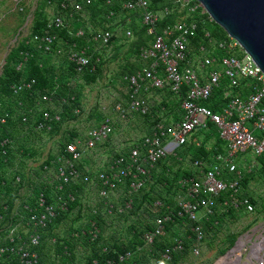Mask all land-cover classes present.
I'll return each mask as SVG.
<instances>
[{"label":"built area","instance_id":"built-area-1","mask_svg":"<svg viewBox=\"0 0 264 264\" xmlns=\"http://www.w3.org/2000/svg\"><path fill=\"white\" fill-rule=\"evenodd\" d=\"M115 1L119 2L125 13H137L139 24L146 28L147 35L153 39L150 45L140 49L137 55L138 69L124 77L127 84V101L125 104L117 101L113 108L114 114L123 123L128 122L131 119L129 117L137 115H149L155 119L152 113L154 103L143 97L144 92L149 89L165 93L167 91L175 97H180L184 91L179 120L172 118L168 123L165 120L156 122L148 135L119 151H113L104 164L90 170L83 166V171H79L77 163L80 160L86 161L88 153H95L99 147L111 141L114 131L113 117L105 115L102 122L89 126L73 141L65 144L63 154L58 151L57 162L60 165L57 172L45 166L46 174L43 175V180L51 181L49 179L55 176L59 182L58 191H63V187L71 182L87 184L97 189L96 193L107 214L122 215L132 209L133 196L144 186L155 165L168 155L176 158L177 151L188 143L192 134L212 124L218 137L226 143L227 153L224 156L213 155L212 162L207 164L204 161H194L193 167L198 170V174L182 177L178 182L184 194L178 193L175 198L176 214L166 206V211L154 220L153 228L143 235L144 248L150 251L155 240L164 237L165 225L173 223L175 218L187 219L193 224V254L198 255L200 245L206 238L200 224V214L205 220L213 218L219 205L217 200L222 194H227L229 198V201L222 202L226 208H242L247 213L254 212V206L249 199L239 198L241 173L236 169L233 158L248 152H252L256 157L264 156V136H256V133H264V73L233 39L228 37L216 40L208 31H204L197 48L201 55L198 69L193 66L189 46L190 41L197 37L198 24L197 20L190 19V16L198 7L201 8L198 3L190 6L193 0H177V3L187 8L186 18L164 25L159 32L158 24L170 13L167 8L162 12L151 10V0H107L106 4L113 6ZM91 4L92 0H61L59 11L48 17L45 29L34 35L29 43L45 55L53 54L54 57L66 59L74 66L77 74L84 73L92 60L98 62L99 58L92 59L91 54H88V45L80 48L76 43L60 39L56 32L68 30L72 35L73 25L85 24L90 18L88 7ZM202 13H205L203 9ZM115 18L116 12L109 10L105 27L94 29L86 23L83 29L74 32L75 37L84 39L86 30L90 35L87 41L99 48L107 47L112 37L124 35L127 39L131 38L132 31L129 26L115 22ZM217 52H222L223 55L217 56ZM24 56L25 61L27 54ZM23 66L24 63L20 62L17 70H21ZM94 69L92 66L91 71ZM223 81H226L228 87L223 95L227 100L226 105L217 112L201 105L200 103L208 100ZM34 85V79L15 84L11 86L12 95L19 96L22 92H31ZM234 90L239 92L234 94ZM70 101H74L73 96ZM67 103V99L42 94L37 105L39 119L35 120L33 130L38 133H50L54 125L61 122V107ZM19 106H22L21 103ZM74 114L79 116L80 109L75 108ZM10 117L9 113H4L0 117V125H5ZM27 120L28 117L22 115V123H27ZM11 145L9 138L0 140L1 148ZM124 151L126 152L123 153ZM5 154L3 151V155ZM223 166L227 167L228 173L235 174L236 179L225 178ZM130 178L132 180L126 188L125 182ZM2 184L0 181V185ZM115 195L123 200L117 206L108 200ZM67 199L74 201L72 195H68ZM153 205L158 209L164 206L161 201H155ZM66 206L67 200H62L61 197L58 206L46 205L42 194L38 199L37 208L25 205L23 224L18 225L23 233L18 232L17 227H11L6 238L7 243L0 245V264H40L36 249L41 243V231L52 223L57 209L65 211ZM92 207L95 209V205ZM90 224L88 235L94 240L99 230L93 222ZM173 238L172 244L161 252V259L165 262L171 260L172 253L184 250L180 237ZM132 257V253L125 252L116 259L105 261L104 264H129ZM259 259V264H264L263 256ZM88 264L101 263L93 260Z\"/></svg>","mask_w":264,"mask_h":264},{"label":"trees","instance_id":"trees-1","mask_svg":"<svg viewBox=\"0 0 264 264\" xmlns=\"http://www.w3.org/2000/svg\"><path fill=\"white\" fill-rule=\"evenodd\" d=\"M60 1L61 0H41V3L38 4L39 6L36 13V19L34 20V24L32 25L29 34L22 41L17 43V45L14 47L7 58V65L4 66L0 80V117L3 116L4 113H9L11 117L7 120L5 125H0V140L9 138L12 141L13 137L9 135L10 133H8V127L13 124L18 125L21 128L24 127L30 129V132L36 133L33 130L32 126L34 125L35 120L39 119L37 105L40 96L44 93H47L50 96H54L56 98L67 99L68 103L61 107V122L55 124L53 130L50 133H41L48 135L56 134L65 123L76 121L79 116H76L74 114V109L77 108L82 111V108L80 103V93L76 88L75 82L78 76H82L83 78H85L84 82H88V80H90V78L98 72L99 67L104 63L102 58H99L98 62L92 60L90 67L86 69L84 73L77 74L72 64L67 62L66 59H60L61 63L59 65L61 67L60 69H57V64L52 62L53 58H55L53 54L45 55L41 51L37 50L31 43H29L34 35L41 33L45 29L48 16L46 12L43 11L47 6L54 5L55 13H57L59 11ZM106 1L107 0H92L91 6L88 7L90 17L92 16V20H96V17L100 16V19L103 21L101 28L105 27L106 17L109 14V10L117 12L120 9V4L118 1H115L113 6H108L106 4ZM190 3L195 5L197 4V2L195 1H191ZM176 4L181 6L180 3ZM161 6L158 5L157 0H151V10L157 11V9H159V7ZM183 13H185V15L188 13L186 7L184 8ZM177 15L178 17H176ZM179 15L180 14L178 13L173 14L172 12H170L169 15L164 18L161 23L158 24L157 32H159L161 30V27H163L164 25L175 23L179 18ZM133 16L136 17V20L139 19L137 13H135ZM190 19L197 20L198 24L197 37L190 41L191 45L197 47L198 43H200L202 40L204 31L210 32L212 37L216 40L228 38L226 33L218 25L211 21L206 13H202V9L200 7L195 10V13L190 16ZM83 26V24H75L73 25L72 29L74 32H76L78 29H83ZM135 26L136 24H134L133 22V24L130 25V28H134ZM133 31L135 32V30ZM137 33L140 34V36H138V42L136 43V47L138 48L136 51V59L140 49L142 47L150 45L153 39L152 36L147 35L146 28L141 25H139V32H135V34ZM56 34L60 39L64 41H68L69 43H76L80 48L87 46V40L90 37L89 33L86 30V37L84 39H77L75 37V34L71 35L68 30L58 31L56 32ZM123 38H125L124 35ZM116 41H118V38L112 37L109 45H112ZM25 54H27V58L24 61ZM88 54H91L90 50L88 51ZM216 54L220 57L223 55L222 52H217ZM20 62H23L24 66L21 70H17V65ZM63 66L67 67V69L62 70V68H64ZM92 66H94L95 68L93 72L91 71ZM131 67H133V65H131ZM137 69L138 66L134 68V70ZM134 70L127 75L132 74ZM32 79L35 80V85L33 86V90L31 92L25 91L22 92L19 96L12 95L11 86L20 84L24 81H30ZM226 90H228L227 83L226 81H223L219 88H217L212 93L211 97L206 101H202L200 104L211 109L212 111H220V108L225 106L227 103V100L224 99L223 96ZM239 90H234V94L238 93ZM166 93L170 99H173V101L170 104L169 101L161 102V104L158 105L157 110L164 111V114L175 111L176 116L174 118L176 119V121H178L180 117V105L182 98L185 96V93L183 91L180 97H175L167 91ZM71 96L74 97V101H70ZM19 103H21L22 106H19ZM171 106H173V108ZM41 108L43 107L41 106ZM154 108L155 106H153L152 113L155 119L149 115L142 116V118L146 120L145 122L148 125V129L146 130L145 135H148L150 133L152 127L156 124V122L162 120L159 118V116H157ZM30 111L36 115L30 113ZM22 115H26L28 117L27 123L25 124L21 121ZM166 122L168 123V121ZM201 130L196 131L195 134H200V132H202ZM205 130L211 132L212 135H216L218 141L221 140L218 137L216 128L212 124H208ZM77 135L78 134L74 131L69 132L68 134L61 137L58 146L59 154H63L65 144L73 141L77 137ZM256 136L260 138L264 136V133L256 134ZM25 146L21 147L23 153ZM188 146L189 144L187 143L182 148L189 149ZM182 148H180L179 150H181ZM194 149H196V151L195 155L192 156L194 158L192 160L198 161L201 159L198 157V153L199 151L202 152L203 147L202 145H199L197 147L192 146L190 148L191 153H193ZM3 151L6 153L5 155H3ZM125 152L126 151H124L123 153ZM12 156L13 155L11 147H0V168L6 167ZM256 160L259 169L255 167L252 173L253 175H258L259 172L264 171V156H259L256 158ZM175 163V156L168 155L155 165L154 169L150 171L149 177L146 178L144 186L141 188L138 194L133 196L132 209L125 214L118 215V223L119 225H122V227L118 226V229H116L114 226H112V235L108 237H104V217L107 215L104 206L101 204V202L96 203L97 206L94 207L95 209H93L92 205L87 206V216L85 219L86 222L82 223L83 225H81L80 227L73 228L66 233L65 238L68 239L65 240V242L59 244L56 250L57 255L54 256L55 260L53 262H49L48 264H88L93 260H97L99 263L104 264L105 261L109 259H116L120 254H123L125 252H130L133 254L132 260L129 262V264H146L150 261L149 258L152 255L154 256V253H158V257L156 258L163 261L160 256L161 252H163L166 247L170 246L171 243H166L162 239H157L151 246L150 251H148L146 248H144L143 235L153 228L154 220L156 219V217L161 216L166 211V206L171 209V212L173 214H176L177 208L175 198L177 197L178 193L184 194V192L180 189L178 182L182 177H190L191 174H183L181 170H174ZM59 165L60 164L57 162V156L51 155L48 157V159L40 168V183L34 184L35 191L33 196L26 199V201L21 204L20 209V217H22L24 213L26 214L24 209L25 205L33 209L37 208L38 199L41 194L44 196L46 205L58 206L59 197H61L62 200H67L66 210L61 211L57 209V215L52 223L49 224L45 230L41 231V243L36 249L40 258V264H45V261H42L40 254V251L44 248V246L42 245L45 238H57V236L50 237L48 232L56 222H62L63 219L68 218V215L71 216V205H73L75 201L78 200L80 194L83 193L88 187V185L84 183L71 182L63 187V191H58L57 186L59 185V182L55 176L49 179L51 181H44L43 175L46 174L44 167L46 166L57 172V167ZM77 168L79 171H83V160H80L77 163ZM2 175L3 174L0 171L1 182ZM15 175L21 180L23 179L21 172H16ZM21 180L19 183H21ZM131 180V178L126 180V188ZM1 186L2 185H0V215L2 216H0V218L5 219L11 214L13 205L12 199L10 197L11 195L6 194L8 189ZM68 195H72L74 197L73 202L67 199ZM3 197H6L7 200L4 201ZM226 198L227 194H222L218 198L217 203L219 205L222 204V202ZM155 201H161L164 205L163 208H155L153 205ZM82 215V213H78L76 216L80 218L82 217ZM216 221H218V228H216V225L214 224ZM222 221L223 218L220 217V213H216L215 216L211 219H202L200 221V224L206 234V238H209L210 234L214 237L215 232L221 229ZM91 222H93L99 230L97 238H95L94 240H91V237L88 235V232L91 229ZM192 225L193 224L187 219L180 220L178 218H175L173 223L165 225V235H167L168 237H172V234H174L182 238L181 240L184 246V250L182 252L172 253L171 260L167 263H175L177 257H184L189 248L193 245L194 236L191 232ZM179 228L181 229V231L179 230ZM230 235L234 236L236 234L233 233ZM106 238H110L109 241H107L108 239ZM230 238L231 239L226 250L230 249L234 245L237 237ZM53 242L56 244L57 240H54ZM77 243H80L84 250H86V253L82 255V259H79V257L77 258L76 254L74 253L75 251H73ZM224 252L225 250L223 251V253Z\"/></svg>","mask_w":264,"mask_h":264},{"label":"rangeland","instance_id":"rangeland-1","mask_svg":"<svg viewBox=\"0 0 264 264\" xmlns=\"http://www.w3.org/2000/svg\"><path fill=\"white\" fill-rule=\"evenodd\" d=\"M157 2L159 6L162 5L159 9H157V11L162 12L164 8H167L169 12H172L173 14H180V19L178 18L176 22L186 18L187 14L185 15V13H183L185 7L176 4L177 0H157ZM39 3H41V0H0V80L4 66L7 65V58L9 54L12 52L17 43L22 41L29 34L37 16L36 13ZM191 5L195 6V4ZM43 12H46L48 17L53 15L55 13L54 5L47 6ZM176 17H178V15ZM128 18L132 21L128 25L129 28L133 22L136 24L134 28H130L132 31L131 38L125 39L122 36L117 37L118 41L103 48L94 46L91 42L87 43V45L91 47L90 51L92 59L102 58L104 63L99 67L98 72L94 74L90 80H88V82H84L85 78L82 76H78L75 82L76 88L80 93V103L82 108L81 114L77 120L65 123L62 128L53 135L43 134L41 132H39V134L36 132L34 135L29 133L32 140H29L30 142L26 146L24 145V153L22 152V154H20L21 156H24L21 158L12 156L8 165L0 168V171L3 174L1 179L3 184L1 187H6L8 189V191L6 190V194L11 195L10 197L12 199L13 207L16 205V201L19 203V200H24V198L26 200L33 196L35 191L34 184L40 183L39 176L41 175V166L48 159V157L58 149L61 137L69 132L75 131L79 135L89 126H92L93 123L101 121L103 116L108 115L113 117L114 126L117 128L113 131V137L120 139L129 137L138 141L146 134L144 126L146 120L142 117H129L131 118V123L128 126L123 127L124 123L117 120L113 110L117 101L123 102L124 104L126 103L127 84L124 77L138 66V60L136 59V51L138 48L136 47V43L138 42L137 40L140 34H135V32H139V19L136 20L135 16L125 13L120 7V9L116 12V18L114 21L120 23L122 20H126ZM102 22L103 21L100 19V16L96 17V20H92L91 16L86 23L90 24L94 29H101ZM86 23L83 25H86ZM133 30H135V32ZM72 34H74V31H72ZM199 44L200 43H198L197 47L191 44L189 46L191 61L199 62L201 59V55L197 51ZM60 59L61 58L55 57L52 61L57 64V69H60L61 67L59 65L61 63ZM131 65H133V67H131ZM63 67L64 68H62V70L67 69V67ZM145 95L150 96V98L155 101V104L153 105L155 106L154 110L160 119L170 122V119L176 116L175 111L164 114L163 111L157 110V107L160 104H156V101H169V104L173 101V99L169 98L167 93L161 94L149 89L143 93L144 98H146ZM171 107L173 108V106ZM116 122L118 125L117 127L115 125ZM130 125L134 126L130 127ZM201 133L206 135V133H203L202 131L200 132V137H202ZM19 135V132H15L12 133L11 136L14 139H19ZM108 143L111 144L110 142ZM108 143L99 147L95 153H88L86 157L89 159H98L103 161L102 164H104L108 157H110L112 151H117L115 149L111 150L110 148H113V146H108ZM217 145L218 140L216 137L209 136V139L207 137V139L203 141L202 147L204 151H210ZM181 150L184 151L186 148H182ZM102 151L103 153H101ZM97 153H101L102 157H100V154ZM192 154L194 155L195 151H193ZM96 167L97 166H93V169ZM16 172H21L23 177L22 180L19 177H16ZM30 177H32L33 180L30 179ZM257 179L261 180L263 184L259 183ZM257 179L248 181L245 184L247 190H251L256 195L259 194L261 190L263 191L264 174L261 173ZM20 180L21 183H19ZM118 195L109 197V202L114 204L116 202H121V197ZM3 200L6 201L7 198L3 197ZM98 202L101 201L98 198L96 189L88 186L78 197V200L75 201L73 204L74 206L71 205V216L68 215V218L63 219L62 222H56L48 232L50 237L57 236V238H45L42 246L47 248V252L52 251L53 255L56 256V250L59 244L68 239L65 238L66 233L73 228L80 227L83 225L82 223L85 222L87 216L86 207L91 205L97 206L96 203ZM101 204L103 205L102 202ZM78 213H82V217L78 218L76 216ZM9 216H11V214ZM232 223L227 226H223V228L219 229V231H216L214 237L210 234L209 238L213 239L207 244L208 247L203 245L201 254L198 258L190 256L191 258L186 262L180 263V261H176L172 264H220L221 261L228 256L225 254L231 250L232 247H234L238 238L245 242L240 251V262L231 261L230 264H259L258 259H251L252 261L249 260V253L251 250L250 246H252L254 242H259L261 239L260 237L264 236V196L261 197V200H259L256 212L251 213V215L246 218L240 219L238 222H234V224ZM112 229V226L105 223L104 237L110 236L112 234ZM116 229H118V227ZM233 233L236 235H230ZM230 237L237 238L234 245L230 249L226 250L231 239ZM106 239L109 241L110 238ZM54 240H57L56 244L53 242ZM215 242L217 245H215ZM83 250L84 248L80 243H77L76 247L73 249L75 254ZM224 250L225 252L223 253ZM261 256L264 257V249L261 252ZM41 258L42 261H45L44 257L41 256ZM79 259H82V256H79ZM53 261L50 258L47 262H45V264ZM158 264L161 263L159 262Z\"/></svg>","mask_w":264,"mask_h":264},{"label":"crops","instance_id":"crops-1","mask_svg":"<svg viewBox=\"0 0 264 264\" xmlns=\"http://www.w3.org/2000/svg\"><path fill=\"white\" fill-rule=\"evenodd\" d=\"M130 20L131 19L128 18L126 20H122L120 23L123 24V25H129V23L132 22ZM192 63H193V66L198 69V62L192 61ZM202 73H204V72H202ZM156 92L157 93H161V94H165V92H158V91H156ZM145 97L148 98V100L152 101L155 104V101L152 100L150 98V96L145 95ZM156 104H161V102L156 101ZM102 119H103V117L101 118V121L93 123L92 125H96V124L102 122ZM174 120H176V119L174 118ZM130 123H131V121L129 120L128 122L123 124V127L128 126ZM115 125H116V127L118 126L117 122H116ZM132 126H134V125H132ZM132 126L130 125V127H132ZM144 126H145V132H146V130L148 129V125L146 124V122H145ZM116 129L117 128H115V126H114V130H116ZM201 131H203V133H206V135L201 133L202 137H200L199 136L200 134H197V133L196 134L195 133L192 134L190 136L189 140H188L189 149L186 148V150H184V151L178 150V155L176 157V163H175L174 170H181V172H183V174H192V175H193V173L198 174V170L193 167V162L194 161L192 159H194V158L192 157L193 154L191 153L190 148L192 146L197 147L199 145H203V141H205L207 139V137L209 139V136L216 137V135H212L211 132H209V131H207L205 129L201 130ZM15 132H19L20 135L18 137L19 139H14V138L12 139V145H11L12 155L17 157V158H21V155H20V154H22L21 147L24 146V145H27L30 142L29 140H32L30 135H29V133H32L33 135L35 133L30 132V129H27V128H24V127L21 128L18 125H14V124L8 127V133H10L9 134L10 136L12 135V133H15ZM256 134H258V133H256ZM204 136H206V137H204ZM134 141H135V139H132V138H129V137L125 138V139H122V138L120 139V138L112 136L111 141H110L111 144L108 143V146H110V145L113 146V148H110L111 150L115 149V150L119 151L122 148H125L127 145L134 143ZM194 151H196V149H194ZM57 153H58V149L56 151H54L52 155L57 156ZM101 153H103V151ZM101 153H97V154H100L99 156L102 157ZM226 153H227L226 143L220 140V141H218V145L214 149H211L210 151H208V150L207 151L202 150V152L199 151L198 157L201 158V159L198 160V161H201V162L204 161V162H206V164L207 163H211L213 155L216 154V155L224 156ZM256 158L257 157L252 152H248V153H245V154H239V155H237V156H235L233 158V163L236 166V169L241 173V177L239 179V187H240V189H239V198H243L244 197V198L249 199L250 202L252 201L253 203L251 202V204L254 206V212H256V207L258 205L259 200H261V197L264 196V188H263V191L261 190L260 193L256 195L251 190L250 191L247 190V188L245 187V184L248 181L256 180L258 178V176L261 175V173L264 174V171L263 172H259L258 175H253L252 174L253 170L255 169V167L257 169H259L258 166H257ZM102 163H103V161H100L98 159H95V158L94 159H89V158H87L86 161H83V166H84L85 169H87V170L89 169L90 170V168H93V166H100V165H102ZM227 171H228L227 167L223 166V176H225V178H227L228 180L236 179L235 174H230ZM30 179L33 180L32 177H30ZM258 182L263 184V182L261 180H258ZM120 200H122V199H120ZM25 201H26L25 198H24V200H19V203H17V201H16V205L12 209L11 216H9L8 218H5V219H3V218L1 219L0 218V243L1 244H6L7 243L6 238L9 235V231L11 230V227H17V231L23 233V230L20 227H18V225H22L23 224V217H20V209H21V204L23 202H25ZM122 201L119 202V203L116 202L115 204L114 203H112V204L114 206H117L118 204H121ZM225 201H229L228 195H227V198L223 202H225ZM226 207L227 206H224V204L222 203V206L220 204V205H218V208H217V213L218 214L220 213V217L223 218V221L221 223V228H223V226H227L228 224H230L232 222H233L232 224H234V222H238L240 219L246 218L249 215H251V213H247L242 208L233 209V208H230V207H228V208H226ZM23 216H24V214H23ZM200 218H201L200 219V221H201L203 219L202 218V214H200ZM118 220H119V218H118V215H116V214H113V215L107 214L104 217L105 223L107 225L114 226L115 228H117L118 226L122 227V225H119ZM214 224L216 225V228H218V226H219L218 225V221H216ZM179 230L181 231L180 228H179ZM175 236L176 235H174V234H172V237H168L167 235H164V237H167V238H163L162 237L160 239H162L166 243H171L172 244V240L174 239L173 237H175ZM179 239L181 240L182 238H179ZM212 239L213 238H206L205 239V241L202 243V246L200 245V250H199L200 253L198 255L193 254V249H192L193 245H192L189 248L188 252L185 254V256L184 257H177L176 261H180V263L181 262H186V261H188L191 258L190 256H192L194 258H198V256L201 254V249H202L203 245L207 246V244L209 242H211ZM238 239L240 241V238H238ZM255 243H257V242H254L253 245ZM213 245H214V243H213ZM215 245H217L216 242H215ZM252 246H250V247H252ZM84 253H86V250H83L81 252L79 251V253H77L76 256L77 257L82 256ZM40 254H41L42 257H44L45 262H47L50 258L52 259V261L55 260L53 252L52 251H48L47 252V248L42 249L40 251ZM188 255H189V257H188ZM156 257H158V253H156V254L154 253V256L152 255L149 258L150 261L148 263H146V264H158L159 262L161 264H167V262L158 260ZM145 259H147V258H145Z\"/></svg>","mask_w":264,"mask_h":264},{"label":"water","instance_id":"water-1","mask_svg":"<svg viewBox=\"0 0 264 264\" xmlns=\"http://www.w3.org/2000/svg\"><path fill=\"white\" fill-rule=\"evenodd\" d=\"M264 73V0H193ZM225 255L230 254L238 245Z\"/></svg>","mask_w":264,"mask_h":264},{"label":"bare ground","instance_id":"bare-ground-1","mask_svg":"<svg viewBox=\"0 0 264 264\" xmlns=\"http://www.w3.org/2000/svg\"><path fill=\"white\" fill-rule=\"evenodd\" d=\"M260 238H261L260 241L255 243L251 247V250H250V253H249V260H251V259H259L261 257V252L264 249V236H261ZM244 243H245L244 241L240 240L238 242L237 247L233 250V252L228 254V256L226 258H224L221 261L220 264H230L231 261H239L240 262V251L243 248Z\"/></svg>","mask_w":264,"mask_h":264}]
</instances>
